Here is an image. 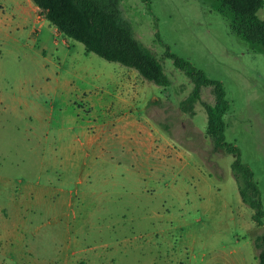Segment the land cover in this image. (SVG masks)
Instances as JSON below:
<instances>
[{
	"label": "rangeland",
	"instance_id": "374dc122",
	"mask_svg": "<svg viewBox=\"0 0 264 264\" xmlns=\"http://www.w3.org/2000/svg\"><path fill=\"white\" fill-rule=\"evenodd\" d=\"M34 6L0 0V173L12 184L0 191L10 210L0 236L20 237L0 264H258L263 227L240 199L233 155L205 133L211 87L183 108L193 84L167 51L222 83L225 141L252 169L263 205L264 52L232 32L216 0H120L170 82L159 86L49 23L37 40Z\"/></svg>",
	"mask_w": 264,
	"mask_h": 264
},
{
	"label": "trees",
	"instance_id": "16d2710c",
	"mask_svg": "<svg viewBox=\"0 0 264 264\" xmlns=\"http://www.w3.org/2000/svg\"><path fill=\"white\" fill-rule=\"evenodd\" d=\"M38 8V16L46 19L63 36L83 44L107 61L134 69L142 78L159 86H168L169 80L155 56L134 36L130 24L124 19L120 0H31ZM148 6V0H142ZM220 12L230 14V28L253 49L264 52V19L258 11L264 0H216ZM158 38V35L156 34ZM176 68L192 82L190 95L182 103L192 107L200 99L201 87L210 86L214 104L204 103L206 111L205 133L213 149L233 155L231 175L241 201L253 210L252 220L263 230L254 238L258 264H264V205L262 193L250 166L241 160L239 148L225 141L224 115L229 109L222 83L206 78L205 74L189 61L167 51ZM187 106V107H185ZM77 264H85L83 261Z\"/></svg>",
	"mask_w": 264,
	"mask_h": 264
},
{
	"label": "crops",
	"instance_id": "0c3cea01",
	"mask_svg": "<svg viewBox=\"0 0 264 264\" xmlns=\"http://www.w3.org/2000/svg\"><path fill=\"white\" fill-rule=\"evenodd\" d=\"M33 11L35 12V18H34V21L32 23L30 31H31V33L33 31L35 38L40 41V40H43L42 37L45 35V31L50 30L48 27L49 22L46 19L38 16V14H37L38 8L36 5L33 7ZM51 29L56 32V29L54 26H52ZM132 72H134V71H132ZM135 74H137V72H135ZM133 84H134V82L132 81L131 83H129V85L128 84L126 85L127 91H128L126 99H134L136 97V93H137L138 88H136L135 89L136 91H134L133 90ZM15 180L18 183V186L15 188L16 191L17 190L21 191L23 189H26L24 187L26 186L27 182L24 179H22V177H19V178L15 177ZM9 187L10 188L12 187L11 177L6 175V174L0 173V191L1 192L7 191L9 189ZM1 192H0V194H1ZM9 212H10V210L9 209L7 210L6 207H4V206L0 207V215L2 216V218H6L7 215L9 214ZM0 238H6L9 240V241H5L4 244L2 242H0V251H2L4 253L12 252L11 247L14 246V244H15L14 240H16L18 243H20V237L18 235H15L12 231L6 232V235H2V236H0Z\"/></svg>",
	"mask_w": 264,
	"mask_h": 264
}]
</instances>
